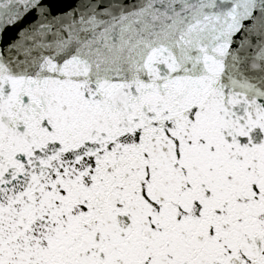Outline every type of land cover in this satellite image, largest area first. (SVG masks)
Listing matches in <instances>:
<instances>
[{"label": "snow or ice", "instance_id": "snow-or-ice-1", "mask_svg": "<svg viewBox=\"0 0 264 264\" xmlns=\"http://www.w3.org/2000/svg\"><path fill=\"white\" fill-rule=\"evenodd\" d=\"M0 264H264V0H0Z\"/></svg>", "mask_w": 264, "mask_h": 264}]
</instances>
